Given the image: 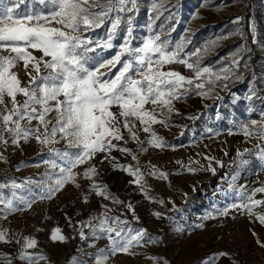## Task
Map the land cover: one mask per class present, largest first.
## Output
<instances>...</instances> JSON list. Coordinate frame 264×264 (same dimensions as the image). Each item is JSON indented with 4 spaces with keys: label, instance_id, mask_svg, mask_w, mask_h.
I'll return each instance as SVG.
<instances>
[{
    "label": "rangeland",
    "instance_id": "374dc122",
    "mask_svg": "<svg viewBox=\"0 0 264 264\" xmlns=\"http://www.w3.org/2000/svg\"><path fill=\"white\" fill-rule=\"evenodd\" d=\"M158 2L162 7L160 17L156 19L149 11L153 0H137V10L131 14L134 46L141 45L152 32L160 34L173 47L183 38L182 56L208 47L201 64L215 70L228 66L232 54L238 53L237 50L226 51L225 46L239 43L250 69L239 79L217 81L206 96L193 91L173 101L171 113L157 108L158 119L167 118L166 124L157 123L151 127L165 142L164 147L145 144V151L137 144L131 147L134 142L125 131L128 143L124 146L131 148L137 159L127 154L120 156L121 152L117 151L112 156L116 167L102 176L108 159L98 153L93 161L74 170L78 173L75 183H66L50 198H41L36 188L32 193L26 189H13L11 182L43 178L49 170L44 163L49 159L48 149H63L64 142L44 145L32 137L13 145L5 133L9 142L7 145L0 143V183L9 187L0 189V197L6 201L15 191L17 197L23 196L28 203L14 200V210H9L6 202L0 203V229H7L11 238L10 243L0 241V264H6V258L11 259L12 264H29L27 259H19L24 237L37 241L35 247L26 249L33 256V264H77L79 261L92 264L94 256L91 254L108 247L109 242L106 238L91 244L82 241L78 235V222H87L93 217L99 219L102 213L120 216L132 228L147 232L129 253L111 255L107 264H205L206 260L208 264H264V246H261L264 245V223L255 214L229 208L241 203L230 184L248 188L264 184V160L258 155L264 140L260 139L256 129L250 136L243 132V126L251 127L252 120H264L261 115L264 113V0ZM236 17H240L238 23H234ZM222 28L225 31L221 32ZM106 29L107 25L86 35L99 42L106 39ZM126 31L122 26L113 41V48H97L89 53V67L94 70L112 59L123 43ZM213 42L215 46H212ZM33 54L41 55L38 51ZM240 57L239 54L237 59ZM164 70L177 71L186 78L194 75L181 63L165 65ZM11 71L16 73L21 86L28 84L29 72L36 74L31 67L26 70L22 61ZM100 71L108 72V68ZM116 71L112 69L111 75L114 76ZM223 83L227 87H223ZM24 99L23 95L17 96L21 103ZM146 107L154 108L151 104ZM48 119L54 122L55 114H50ZM29 126L36 127L37 122L32 121ZM147 135L140 132L141 139ZM256 145L260 147H254ZM244 149H252V152L238 157L237 153H243ZM241 159L246 163H240ZM93 163L98 173L94 179L100 177L102 184L121 203L96 195L90 184L87 185L90 181L83 172ZM120 165L140 168L146 182V194L131 183L135 177L122 170ZM154 171L165 175H150ZM255 198L264 199V194H257ZM161 200L164 203H159ZM127 204L133 206L138 219L133 218V212L125 207ZM225 208H229L227 215L222 214ZM253 211L264 213V205ZM156 212L163 215L157 217ZM54 228L61 230L66 237L64 241L50 238ZM88 230L84 228L85 232ZM149 237L156 242H149ZM69 246L71 249L67 252Z\"/></svg>",
    "mask_w": 264,
    "mask_h": 264
},
{
    "label": "snow or ice",
    "instance_id": "6c2138e0",
    "mask_svg": "<svg viewBox=\"0 0 264 264\" xmlns=\"http://www.w3.org/2000/svg\"><path fill=\"white\" fill-rule=\"evenodd\" d=\"M161 7L158 0H153L149 11L156 19L160 17ZM136 10L137 0H0V143L8 144L5 133L13 145L32 137L44 145L64 142L63 149H48L49 159L44 163L49 170L43 178L22 183L12 181L13 189H26L32 193L33 188H36L41 198H50L66 183H75L78 173L74 170L93 161L98 153L107 154L105 159L114 160L111 152L116 150L137 159L133 150L124 146L128 143L125 131L141 151L146 150L145 144L162 148L165 142L151 126L166 124L167 118L158 119L157 108L161 112L166 110L171 113L173 101L193 91L206 96L217 81L226 82L233 76L239 79L234 71L239 67V53L232 54L228 66L214 70L211 66L201 64L208 47L182 56L185 49L183 38L173 47L160 34L152 32L141 45L134 46L131 14ZM239 20L240 17H236L234 23ZM106 25V39L98 42L86 35ZM122 26L127 31L116 55L93 70L89 67V53L95 52L97 48H113V41ZM212 46H215V42ZM33 51L41 55L37 57ZM20 61L26 70L31 67L36 73L32 75L29 72L26 86H21L16 73L11 71ZM173 63L184 64L193 72V77L186 78L177 71L164 70L165 65ZM105 67L108 72L100 71ZM112 69H117L114 76L111 75ZM222 86L227 87V84L223 83ZM18 95L25 97L22 103L17 100ZM148 104L154 108L149 110L146 107ZM53 113L54 122L48 119ZM261 115L264 116V113ZM32 121L37 122L36 127L29 126ZM253 129L264 140V120H252L251 127L243 126L246 136L252 135ZM141 131L148 134L144 139L140 137ZM251 152L252 149H244L237 156L243 157L244 153ZM258 155L264 160V147L260 148ZM240 163L246 161L241 159ZM120 167L135 177L131 183L138 185L146 194V182L140 168ZM96 175L94 163L84 169L83 176L91 182L90 188L96 195L121 203L106 185L94 179ZM150 175L165 174L154 171ZM7 187L8 184L0 183V189ZM229 187L241 201L229 208L247 211L249 215L255 214L264 223V213L253 211L257 206L264 205V199L255 198L257 194H264V184L252 188L233 184ZM14 200L28 203L23 196L17 197L15 191L6 201L0 197V203L6 202L9 210H14ZM125 207L133 212V218H137L131 204ZM229 208H225L222 214L227 215ZM154 215L161 217L163 214L156 212ZM78 225V235L82 241L91 244L97 239L106 238L109 242L108 247L99 248L91 254L94 256L92 264H107L111 255L129 253L134 245L140 244L147 236L146 230L134 229L126 219L107 213H102L99 219L93 217L87 222H78ZM84 228L89 229L88 232ZM7 231L0 229V241L10 243ZM50 238L53 241L66 239L59 228L52 230ZM23 240L19 259H27L29 264H33V256L26 249L35 247L37 241L32 237H24ZM149 242L156 240L149 237ZM6 264H12L11 259L6 258ZM77 264L89 262L79 261ZM205 264H208L207 260Z\"/></svg>",
    "mask_w": 264,
    "mask_h": 264
},
{
    "label": "trees",
    "instance_id": "16d2710c",
    "mask_svg": "<svg viewBox=\"0 0 264 264\" xmlns=\"http://www.w3.org/2000/svg\"><path fill=\"white\" fill-rule=\"evenodd\" d=\"M221 32L225 31V28H222L220 30ZM226 51H233V50H237V52L241 55L239 61V67L234 69L235 72H236V75L239 76V78H241V76L245 73L248 72V70L250 69V65L248 64L247 62V57L246 55L244 54V51L243 49L241 48V45L239 43H234V44H229L227 46H225L224 48ZM229 49V50H228ZM235 77V76H233ZM236 78V77H235ZM237 79V78H236Z\"/></svg>",
    "mask_w": 264,
    "mask_h": 264
},
{
    "label": "water",
    "instance_id": "95a60500",
    "mask_svg": "<svg viewBox=\"0 0 264 264\" xmlns=\"http://www.w3.org/2000/svg\"><path fill=\"white\" fill-rule=\"evenodd\" d=\"M122 143V142H120ZM136 146V143H132L131 147H135ZM115 152H117L116 150H113L111 152V157L115 154ZM102 156L105 157V155L107 154H101ZM116 161L112 160V159H108V162H107V165H106V168L103 170V172L101 173L102 176H105L106 175V172L111 169L113 167V164L115 163ZM95 180L99 183H102V180L100 177H97L95 178ZM91 182H88L87 185H89ZM81 196L78 195V198H80ZM68 226V224H66Z\"/></svg>",
    "mask_w": 264,
    "mask_h": 264
},
{
    "label": "bare ground",
    "instance_id": "6f19581e",
    "mask_svg": "<svg viewBox=\"0 0 264 264\" xmlns=\"http://www.w3.org/2000/svg\"><path fill=\"white\" fill-rule=\"evenodd\" d=\"M120 156H125V154L121 153ZM196 205H197V204H196ZM196 205H194V208L196 207ZM70 249H71V246H69V247L67 248V252H69Z\"/></svg>",
    "mask_w": 264,
    "mask_h": 264
},
{
    "label": "crops",
    "instance_id": "0c3cea01",
    "mask_svg": "<svg viewBox=\"0 0 264 264\" xmlns=\"http://www.w3.org/2000/svg\"><path fill=\"white\" fill-rule=\"evenodd\" d=\"M5 196V195H4Z\"/></svg>",
    "mask_w": 264,
    "mask_h": 264
}]
</instances>
